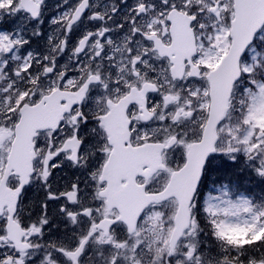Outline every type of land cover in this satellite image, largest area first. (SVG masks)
Returning <instances> with one entry per match:
<instances>
[{"label":"snow or ice","instance_id":"snow-or-ice-1","mask_svg":"<svg viewBox=\"0 0 264 264\" xmlns=\"http://www.w3.org/2000/svg\"><path fill=\"white\" fill-rule=\"evenodd\" d=\"M46 7L0 0V264H264V196L204 191L219 160L264 179V0H62L26 50Z\"/></svg>","mask_w":264,"mask_h":264},{"label":"flooded vegetation","instance_id":"flooded-vegetation-1","mask_svg":"<svg viewBox=\"0 0 264 264\" xmlns=\"http://www.w3.org/2000/svg\"><path fill=\"white\" fill-rule=\"evenodd\" d=\"M50 0H46V11L44 14V23L40 25V30L43 33L42 36L39 37H33L31 39L30 45L26 46V50H39L40 52H44L47 49V42L48 37L52 35L55 32V26L51 24V18L58 14V11L63 10L61 9H53L54 2L59 3L58 0H52V3L48 4ZM62 2V0H61ZM60 2V3H61ZM74 3L75 0H72ZM107 2V0H106ZM131 2V0H129ZM88 13H86V16ZM20 20L19 17L16 19H13L11 17H4L3 22H0V30L2 31H8L11 32L14 28L18 27V21ZM95 26V22L89 23L87 19L85 18L84 23L79 26L78 30H74L69 35V47H72L76 41L80 38L82 32L84 30H90ZM31 26L28 27V31L30 32ZM67 60V55L62 57L59 60L60 64L65 63ZM54 187L59 188L61 191L64 190V185L72 182L75 180L76 177H80L81 180H84V176L81 174V172L75 168L64 166L59 169L54 170ZM46 200V194L44 189L36 186V187H29L28 190L24 193V201L25 205L27 206V210L32 214V218L35 219L37 216L42 214V209L40 205ZM63 203V201H48V209L47 214L50 219V226L51 231L58 230V226L63 227L61 229L62 232L58 233L56 238L58 239L64 234V223H63V217L59 213V207ZM48 231V229L46 228Z\"/></svg>","mask_w":264,"mask_h":264},{"label":"rangeland","instance_id":"rangeland-1","mask_svg":"<svg viewBox=\"0 0 264 264\" xmlns=\"http://www.w3.org/2000/svg\"><path fill=\"white\" fill-rule=\"evenodd\" d=\"M59 1V3H55L54 2V5H53V9H58L57 8V5L58 4H61L60 2H61V0H58ZM50 3H52V0H50L49 2H48V4H50ZM224 161L227 163V164H231V165H236V166H238V167H244L245 168V166H244V164H243V162H233V161H229V160H227V159H224ZM217 165H218V170L217 171H213L212 173H210V175H209V177H208V180L206 181V187H205V189H204V191L205 192H208V191H212V192H215V189H214V187H213V185H218V184H221V183H227V181H228V176H227V173L226 172H222L221 173V171H222V168L224 167L223 166V163L219 160V161H217ZM228 165V166H229ZM245 174H252V175H254L257 179H262V178H260V177H258V176H256L253 172H251L250 170H248L247 168H246V171H245ZM233 184H238V180L236 179V178H234V182H233ZM244 186L246 187V188H249V187H255L256 186V183H252L251 182V180H250V178L249 177H246V181L244 182ZM250 193V192H249Z\"/></svg>","mask_w":264,"mask_h":264},{"label":"trees","instance_id":"trees-1","mask_svg":"<svg viewBox=\"0 0 264 264\" xmlns=\"http://www.w3.org/2000/svg\"><path fill=\"white\" fill-rule=\"evenodd\" d=\"M229 165V164H228ZM223 168H222V171H221V173L224 171V172H226V170H228V172H227V175H229L230 177H232L233 175H240V176H243V173H244V167H241V169L240 170H238L239 169V167L238 166H236V165H229L227 168L225 167V165L223 164ZM246 168V167H245ZM242 185V184H241ZM260 186H261V188L263 189L264 188V183H260Z\"/></svg>","mask_w":264,"mask_h":264}]
</instances>
